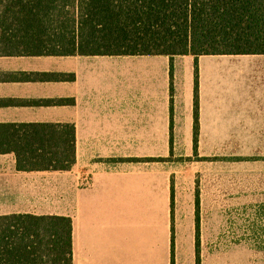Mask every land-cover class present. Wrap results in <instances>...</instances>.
I'll return each instance as SVG.
<instances>
[{"label": "crops", "instance_id": "obj_1", "mask_svg": "<svg viewBox=\"0 0 264 264\" xmlns=\"http://www.w3.org/2000/svg\"><path fill=\"white\" fill-rule=\"evenodd\" d=\"M171 64L172 96L168 56L0 55V125L75 128L69 170L18 171L0 154V216L69 217L72 264H183L182 235L195 264L196 234L199 263L214 264L201 242L211 221L236 202L264 205V55L197 57V129L194 57ZM170 115L194 152L173 195L168 167L137 162L158 143L168 153Z\"/></svg>", "mask_w": 264, "mask_h": 264}, {"label": "trees", "instance_id": "obj_2", "mask_svg": "<svg viewBox=\"0 0 264 264\" xmlns=\"http://www.w3.org/2000/svg\"><path fill=\"white\" fill-rule=\"evenodd\" d=\"M250 54L264 55V0H0L2 56H168L170 96L172 58L193 56L196 129L197 57ZM7 153L18 171L69 170L75 128L0 125ZM0 264H72L71 219L0 216Z\"/></svg>", "mask_w": 264, "mask_h": 264}, {"label": "rangeland", "instance_id": "obj_3", "mask_svg": "<svg viewBox=\"0 0 264 264\" xmlns=\"http://www.w3.org/2000/svg\"><path fill=\"white\" fill-rule=\"evenodd\" d=\"M173 131L171 124L168 153L164 150L162 153L161 145L158 143L155 145L158 155L137 159L139 163H163L168 167L171 195H173L178 177H181L183 181L181 182L182 187L187 186L188 180L191 181L194 159L191 140L174 138L176 133ZM211 222L215 224L216 234L201 237V242L207 243L214 252V264H264V205L248 206L236 202L233 204L232 211H227L225 215L222 214L221 219ZM182 226L186 227L184 218ZM178 238L184 255L183 264H188V236L182 235ZM199 238L196 234V239L199 240Z\"/></svg>", "mask_w": 264, "mask_h": 264}]
</instances>
